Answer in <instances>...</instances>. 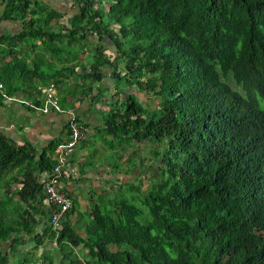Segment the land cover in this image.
Returning <instances> with one entry per match:
<instances>
[{
	"label": "trees",
	"instance_id": "16d2710c",
	"mask_svg": "<svg viewBox=\"0 0 264 264\" xmlns=\"http://www.w3.org/2000/svg\"><path fill=\"white\" fill-rule=\"evenodd\" d=\"M72 1L69 17L43 0H6L2 18L21 31L0 45L40 51L32 63L4 58L0 102L38 81L54 87L60 109L104 102L97 131L110 149L158 143L162 153L143 173L151 187L128 182L134 202L112 203L108 215L97 205L79 232L67 222L72 199L57 232L55 211L40 208L48 179L39 174L58 165L64 141L39 151L0 133V264H264V0ZM28 243L33 255L20 250Z\"/></svg>",
	"mask_w": 264,
	"mask_h": 264
},
{
	"label": "crops",
	"instance_id": "0c3cea01",
	"mask_svg": "<svg viewBox=\"0 0 264 264\" xmlns=\"http://www.w3.org/2000/svg\"><path fill=\"white\" fill-rule=\"evenodd\" d=\"M43 1L49 4V6L52 5V8L58 9L55 6V2L59 4V0ZM60 1L67 2L68 0ZM5 6L6 0H0V36H14L21 31V23L2 18ZM58 10L62 13H65L64 10L62 11L60 8ZM65 14L68 15V13ZM38 45L41 46V42H38ZM34 49L31 50V46L29 47L27 44H22L21 42L16 41L0 45V67L4 63V58H8V53L14 51L18 53L19 57L26 58L29 63H32V59H34L35 56H37V53L40 51ZM32 54L35 56L32 57ZM47 56L48 55H46V57ZM36 72L37 71H34L32 74L34 75ZM21 75L23 76L24 74L21 73ZM34 87L36 89L31 91L19 92L17 95H15V97L13 96L12 100H1L0 133L2 135L7 136L19 145L28 143L39 151H42L47 148L48 145L54 140H60L61 142H65L67 140V128L69 126L70 120V116L67 112L73 109V112L76 113L80 119H83L85 124L88 126L87 136L89 133L92 134V132V136H98L99 133L97 129L103 124L102 120L104 113V102L97 104L96 108L93 109L94 103L89 98H82L78 101H75L74 105H61L63 112H57L51 106H49V104H46V98L42 93L40 95L38 94V90L43 89L44 85L38 81H35ZM31 93L34 94L37 99L30 97ZM59 93L60 91H58V94ZM70 100L76 99L70 97ZM99 135H101V133ZM97 146L98 144H96V147ZM94 151H96L95 146ZM90 156L91 152L89 148L80 152L78 148H76L74 151V157L71 160V166L64 171V180L62 184L63 190L67 191L72 199L76 201V205L80 204L82 210L85 211V213H82L81 210H77V212L67 217V222L74 226V228L79 232L83 231V227L80 226V222L86 213L88 214V207L91 205L92 208L97 206V201H95L92 191L85 194L82 188L87 184V180L89 178H93L92 169L94 168V163L89 162ZM53 159L55 160V156ZM85 162H88L89 166L82 168L81 165ZM87 168H89L90 172L87 171ZM97 169L99 171V179H102V181L95 179L91 180L94 183L93 185L97 188L96 195L102 198L103 194L114 191L113 186L119 182L118 180L120 178L113 177V169H111L110 172L109 167L101 165L97 166ZM120 175L123 179L129 177L127 174L124 175L121 173ZM48 176V173L39 174V182H44V180L48 179ZM112 183L113 186H110ZM76 192H78V195H76ZM40 208L50 214V206L47 199L41 201ZM91 210L92 209H90V212ZM82 215L83 217H81ZM42 225H44V222ZM42 230L43 226H39L37 228V231L40 233Z\"/></svg>",
	"mask_w": 264,
	"mask_h": 264
},
{
	"label": "rangeland",
	"instance_id": "374dc122",
	"mask_svg": "<svg viewBox=\"0 0 264 264\" xmlns=\"http://www.w3.org/2000/svg\"><path fill=\"white\" fill-rule=\"evenodd\" d=\"M55 1V0H54ZM67 3V4H66ZM52 6V5H51ZM55 6L59 9H61L62 11L64 10L65 13L69 14V17L72 14L76 13V7H74V3L72 0H68L67 2H61L59 0V4L55 2ZM67 15V14H66ZM106 44V48L107 51H109L112 56L116 55V50L115 47L112 45V43L110 41H105ZM32 57H34L35 55L32 54ZM36 59V56L34 59H32V61H34ZM121 68H123V64H121ZM109 83V86L111 88H113L114 85V80H108L107 81ZM128 90L129 92H131L130 88L125 89V91ZM61 98H65L66 93H64L63 91H60L59 93ZM258 100L260 101V104L262 107H264V99H262L261 97H258ZM66 102V101H65ZM67 103V102H66ZM96 107H94L93 109H95ZM90 111V110H88ZM93 112V111H91ZM76 114V113H75ZM77 115V114H76ZM92 134H88V140L85 142H81L78 144L77 148L80 151L89 148L90 152H91V156L89 159V162H93L94 163V168L93 170V178H89L87 180V184L85 186H83V192L85 194H87V192H91L92 191V195L95 197V201H97V205H99L101 207L102 213L103 215H108L111 211V209L113 208V204L117 201H128V202H134V197H136L138 194L135 192L131 191L132 185H128V182L132 179V181H130L129 183H136V185H140L141 189L143 191H146L149 187H151L152 185L149 184L147 178L145 179V174L143 173H147L146 170V165H152L154 162L158 161L159 157L156 155V151L159 152L160 154L162 153V148H161V144L158 143H153L152 144H145V146L143 145H138V146H132L129 147L127 145H119V143L115 142L114 145V149H110V147L106 144V138L104 136V132H101V135L98 134V136H92ZM96 144H98V146L96 147ZM94 146L96 151H94ZM149 146H151V148H149ZM141 148V152L138 153L137 155H135L133 157V159H131L130 154L128 152H130L132 149H140ZM129 159V160H127ZM144 161V163L142 164V162ZM106 166L109 167V171L111 172V169H113V177L115 178H120L121 179V183H117L116 185L113 186V183L110 186H113V190L112 192H109L107 194H103L102 198H100L98 195H96L97 192V188L93 185L94 183L92 182L91 179H95L98 181H102V179H99L98 176V169L97 166ZM136 165V166H135ZM159 162L157 163L156 168H160V166L158 167ZM118 169H120L118 171ZM124 172H128L129 171L132 173H130L131 175L128 178H122L121 177V173L122 171ZM153 170H155V167L153 168ZM87 171L90 172L89 168H87ZM121 171V172H120ZM125 175V173H122ZM142 175V177L140 175ZM112 177V178H113ZM142 178L141 181L140 179H136L135 178ZM111 178V180H112ZM135 180V181H134ZM104 187V186H103ZM93 188V189H91ZM76 195H78V192H76ZM137 203V202H135ZM137 205H139V203H137ZM77 210H81L82 213H85L84 210H82V207L80 204L76 205ZM96 207V206H95ZM93 207V208H95ZM92 205L88 207L89 211L88 213H90V209H93ZM91 222V217H89L86 213V215L83 217V219L80 222V226L84 227L87 223ZM24 237V236H22ZM30 241V240H29ZM30 248H33V244L32 243H28L26 245H23L20 247L21 251H24L26 255H28L29 253H27V250H29ZM37 254V253H36ZM29 255H33V254H29ZM76 256H78L80 258V255H78V253L76 254ZM18 263V259L15 256H10V264H17ZM30 264V263H28Z\"/></svg>",
	"mask_w": 264,
	"mask_h": 264
},
{
	"label": "built area",
	"instance_id": "2783aa9c",
	"mask_svg": "<svg viewBox=\"0 0 264 264\" xmlns=\"http://www.w3.org/2000/svg\"><path fill=\"white\" fill-rule=\"evenodd\" d=\"M41 92L45 96L49 106H55L57 110L62 112L60 107H58V99L55 98L56 91L53 86L43 88ZM8 100H12V98ZM69 127L71 129L69 139L61 143L56 150L55 158L58 160V165L48 176V183L45 188L50 209L55 211L51 218L52 228L57 232L63 230V220L66 218L73 205L71 196H69L62 187L63 173L71 166L70 156L74 148L84 140L87 135V129L76 121L74 112L70 113ZM54 207H57V209H54ZM55 247L58 249L61 248L56 243Z\"/></svg>",
	"mask_w": 264,
	"mask_h": 264
},
{
	"label": "clouds",
	"instance_id": "9594fccd",
	"mask_svg": "<svg viewBox=\"0 0 264 264\" xmlns=\"http://www.w3.org/2000/svg\"><path fill=\"white\" fill-rule=\"evenodd\" d=\"M62 110V109H61ZM62 112H63V110H62ZM68 114H69V116H70V113L69 112H67ZM56 159V158H55ZM66 192V191H65ZM70 196V195H69ZM72 198V197H71ZM67 216H68V214H67ZM39 232V231H38ZM35 245V244H34ZM33 245V246H34ZM52 250H54L53 248H52ZM58 251L60 250V249H57ZM115 250H117L116 248H115ZM28 251V250H27Z\"/></svg>",
	"mask_w": 264,
	"mask_h": 264
}]
</instances>
